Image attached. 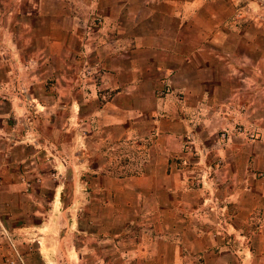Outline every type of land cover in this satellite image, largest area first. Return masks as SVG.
I'll return each instance as SVG.
<instances>
[{"label":"crops","instance_id":"0c3cea01","mask_svg":"<svg viewBox=\"0 0 264 264\" xmlns=\"http://www.w3.org/2000/svg\"><path fill=\"white\" fill-rule=\"evenodd\" d=\"M83 1L87 3V11H95L103 22L97 27L88 26L93 42L83 43L87 57L81 61L86 63L83 64L86 73L76 76L65 69L54 77L56 82L65 80L64 91L60 93L66 98L64 104L59 105L52 92L49 94L55 99L43 104L37 94L35 82L41 78L37 58L30 60L28 71L24 62L10 64L11 69L0 64V81H7L6 89L0 90V264H7L5 261L12 257L8 250L4 251L2 237H24V240L33 237L38 246L28 254L38 258L39 264L46 259L54 264H201V258L204 264H230L228 253L213 247L218 237H259L264 241V145L248 143L245 153L225 148L224 166L208 188H191L187 184L189 174L173 167L183 156L190 133L204 130L195 123H208L221 115L226 106L225 102L215 100L223 94L218 82L227 78L218 75V66L223 63L217 56L221 42L217 13L209 12L215 22L210 27L200 23L202 15L208 13L206 0ZM65 50L69 57L72 50L69 44ZM66 66L72 68L73 63ZM74 82L83 83L82 87L77 89ZM252 94L241 93V98H245V125L258 129L259 103L249 101L246 105ZM99 97L104 101L91 111V116L97 117H83L87 119L88 131L95 120L94 128L122 130L126 138L137 134L143 138L146 134L152 152L142 159L141 168L126 176L107 170L105 164L86 151L80 160L73 161L76 170L86 166L90 170L89 164L96 162L103 183L114 182L112 187H99L103 194H114L105 204L118 211L123 208L176 211L181 226L177 236L169 231L160 237H87L85 240L93 239L99 244L97 250L84 254L87 250H75L68 243L60 251L59 244L66 238L45 234L46 221L57 222L53 220L57 204L50 216L40 204L29 202L27 196L37 188L43 189V185L33 181L41 174L39 170L36 173V166L28 173L25 170L27 161L33 160L37 165L40 159L38 130L43 115L55 116L59 109L78 113ZM143 118L145 124L141 123ZM111 136L100 139L98 145ZM86 145L89 148L93 145L89 138ZM29 147L35 153L27 156ZM230 165L235 169H230ZM26 178L33 181L30 189L26 188ZM122 194L129 195L128 200H121ZM207 207L217 213L234 208L236 213L233 217L221 213L223 217L217 216L205 225L203 222L208 219L202 211ZM189 210L195 215L194 225ZM171 239L179 243L172 244V250ZM106 242L109 248L101 251ZM92 256L95 260L87 262L86 257Z\"/></svg>","mask_w":264,"mask_h":264},{"label":"rangeland","instance_id":"374dc122","mask_svg":"<svg viewBox=\"0 0 264 264\" xmlns=\"http://www.w3.org/2000/svg\"><path fill=\"white\" fill-rule=\"evenodd\" d=\"M206 1L208 13L202 15L200 23L214 26L209 12L217 13L221 40L217 56L219 62L223 63L218 66V75L220 78L224 74L227 78L218 82V89L223 94L215 100L225 102L226 106L220 117L216 115L208 123H195L204 130L196 129L192 131L193 135L190 133L186 138L181 159L171 157L172 161L176 160L173 164L176 170L189 174L187 184L191 188L213 185L214 177L224 166L222 155L225 148L232 147L233 152L245 153L248 143L262 142L264 145V0ZM85 5L87 3L83 0H0V64L11 69V65L20 61L26 64L28 71L31 68L30 60L37 58L41 78L35 84L43 104L55 98L59 105L66 102V98L60 95L66 83L64 79L62 82L55 81L57 73L65 69L76 76L86 73V63L81 61L87 57L83 43L93 42L92 30L88 26L97 27L103 19L95 11H87ZM53 27L59 28L55 30ZM67 44L72 49L69 57L65 50ZM68 62L73 63L72 68L66 66ZM6 84L7 81H0V90L6 89ZM73 84L79 89L83 83ZM245 91L253 93L246 105L251 101L259 103L261 122L258 129L251 124L245 125V98H241V93ZM50 92L56 97H51ZM82 98L81 92H78V99L82 101ZM101 101H104L102 97L99 100L94 98L78 113L69 110L61 112L59 109L55 116L43 115L39 130L36 128L41 134V153L37 162L39 169L33 160L25 165L26 173L36 166L34 170L36 173L39 170L41 174L33 181L43 185V189L37 188L27 196L29 202L36 206L40 204L50 216L53 214L51 209L57 204L53 217L57 222L51 224L46 221L43 229L49 237L66 238L62 245L59 244L60 251L67 243L75 250H87L84 254L97 250L99 243L93 239L85 240L87 237H160L169 231L177 236L181 229L176 211L126 208L118 211L111 204H105L109 198H114V194H103L99 187H112L114 182L103 183L99 177L102 171L96 168V162L89 164L90 170L87 166L76 170L73 161L80 160L86 151L105 164L107 170L126 176L141 168L142 159L149 151L152 152L146 142L150 140L146 134H143V138H140V134L126 138L122 130L113 131L107 126L94 128L95 120L91 122V131H88L87 119L83 117L96 118L95 115L91 116V111ZM142 121L146 123L144 118ZM107 135H112V138L98 145L99 140ZM88 138L93 143L90 148L86 145ZM34 153L33 148L26 149L27 156ZM229 167L235 169L234 166ZM25 181L26 188H32L33 181L28 178ZM176 181L177 178H174L173 184ZM119 198L128 200L129 195L122 194ZM192 212L188 211L191 224L194 223L192 217H195ZM224 212L232 217L236 213L234 208L217 213L207 207L202 214L208 220L203 223L210 224L209 220L221 217ZM45 217L49 219L46 214ZM193 225H190L191 229ZM2 239L4 251L8 250L12 256L5 261L7 264H39L38 258L28 254L35 252L38 246L33 237H27L28 240H24V237ZM106 244L100 248L101 251L103 248L106 251L107 246L109 248V243ZM172 244L179 243L171 239L170 250ZM213 247H218L217 251L222 249V253L227 252L230 264H264V241L259 237H218V243ZM86 259L87 262L95 260L93 256ZM200 260L204 264V259ZM44 264L54 263L46 259Z\"/></svg>","mask_w":264,"mask_h":264}]
</instances>
